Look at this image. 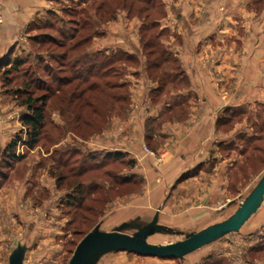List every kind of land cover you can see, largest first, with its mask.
Returning a JSON list of instances; mask_svg holds the SVG:
<instances>
[{"label": "rangeland", "instance_id": "1", "mask_svg": "<svg viewBox=\"0 0 264 264\" xmlns=\"http://www.w3.org/2000/svg\"><path fill=\"white\" fill-rule=\"evenodd\" d=\"M227 1L239 8L246 2L220 0L222 14ZM253 9L263 21L264 0H258ZM177 15L171 0H48L22 29L0 61V264H11L20 250L21 264H70L80 243L96 231L132 239L141 235L146 244L158 247L179 244L232 220L262 182L263 100L227 109L222 115L227 121L217 124L227 134L238 129L217 150L220 158L227 159L220 183L224 181L228 199L215 198L207 214H185L194 211H190L191 203L173 210L179 202L167 197L171 191L163 180L150 184L152 195L162 198L149 200L152 205L144 209L147 213L141 212L139 204L147 201L142 194L144 182L114 179L129 169V156L96 168H89L91 162L85 161L87 153L98 152L90 149L98 137H120L130 123L133 135L141 126L147 134H156L162 123L173 121L175 113H180L172 107L166 117L146 123L147 110L170 102L173 90L186 87L166 80L181 70L166 48L176 42L172 31L179 25ZM129 45H136L139 51H125ZM129 75L134 77L131 86L124 82ZM164 81L158 94L156 88ZM229 93L219 92L224 99ZM28 94L47 97L45 128L31 150L21 122L28 112L23 104ZM129 94H133L131 99ZM187 108L182 106L181 111ZM12 142L17 143L15 160L3 155ZM140 148L144 160L167 157L159 151L163 147L151 140L145 139ZM97 154L101 161L108 152ZM79 171L86 172L76 176ZM79 183L85 188L82 194H78ZM157 185H161L160 191H155ZM74 196L79 198L69 206L68 197ZM158 201L154 206L152 202ZM130 205L133 220L124 223ZM84 264H264V198L238 230L222 233L182 257L156 258L107 249L87 255Z\"/></svg>", "mask_w": 264, "mask_h": 264}, {"label": "crops", "instance_id": "2", "mask_svg": "<svg viewBox=\"0 0 264 264\" xmlns=\"http://www.w3.org/2000/svg\"><path fill=\"white\" fill-rule=\"evenodd\" d=\"M171 1L178 14L179 25L172 31V38L177 44L171 43L169 45L172 46L166 48L169 54L176 57L181 67L180 73L174 74L171 81L176 86L186 84V87L173 90L170 102L165 100L147 110L146 123L166 117L167 110L172 107L180 113L175 111L173 121L162 123V128L156 134H147L146 127L141 126L140 130H134L133 135L130 123L119 134L120 137L110 136L112 134L109 133L98 137L90 149L98 150L92 153H120L130 157L123 161L132 165L120 175L125 180L135 178L144 182L142 194L147 201L139 202L141 212L147 213L148 206L152 205L149 200L162 198L161 194L152 195L150 184L163 180L171 191L167 197L173 203L177 200L179 202L178 206L171 202L173 210L191 203L190 211H194H186L185 214H207V210L212 211L215 198L217 201L219 198L228 199L225 183L223 180L220 183L222 173L227 171V159L220 158L217 150L222 144L228 143L232 136H236L238 129L231 134L224 133L217 127L218 119L222 118L227 109L264 101V32L261 30L264 29V20L260 22L258 11L253 9L258 0H246L241 8L239 4L231 2L230 5L227 1L223 14L219 9L220 0ZM47 2L1 0L3 22L0 24V61L5 58L33 15L42 10ZM236 2L239 3L238 0ZM129 46L125 51H139L136 45ZM132 79L133 76H126L125 84L131 86ZM220 90L230 92L226 99L220 96ZM152 92L153 88H150L148 96ZM129 97L131 99L133 94H129ZM149 102H153L152 98ZM182 106L188 108L181 111ZM101 139L105 141L101 142ZM145 139L151 140L156 147H163L159 151L167 153V157L163 156L156 161L144 160L140 144ZM158 186L161 185H157L155 191H160ZM152 203L154 206L159 205V201ZM129 208L124 223L133 220L131 208L134 207L130 205ZM140 216L143 217L141 213Z\"/></svg>", "mask_w": 264, "mask_h": 264}, {"label": "water", "instance_id": "3", "mask_svg": "<svg viewBox=\"0 0 264 264\" xmlns=\"http://www.w3.org/2000/svg\"><path fill=\"white\" fill-rule=\"evenodd\" d=\"M264 198V179L243 205L238 214L229 222L211 226L207 230L194 234L179 244L166 247L148 245L144 242L143 236L132 239L125 235L104 234L98 231L89 234L78 246L70 264H84L85 257L102 250H125L141 256L156 258H177L191 253L202 246L213 241L218 235L235 231L240 228L246 219L259 207ZM95 236L103 240V245H90V239ZM21 250L12 257L11 264H21Z\"/></svg>", "mask_w": 264, "mask_h": 264}, {"label": "trees", "instance_id": "4", "mask_svg": "<svg viewBox=\"0 0 264 264\" xmlns=\"http://www.w3.org/2000/svg\"><path fill=\"white\" fill-rule=\"evenodd\" d=\"M146 44L148 46L149 44H151V42L149 41ZM164 55H166L165 51H164ZM129 58H132V56L131 57L129 56ZM92 70H93V67L89 68L88 71L92 72ZM169 79H171V77L170 78L169 77L166 78V80H169ZM165 82L166 81H164L162 83V85L158 86V89L156 90L157 92H159L160 90L163 89V87L165 85L164 84ZM114 87H116V86H114ZM17 93L18 94H23V92L21 90H18ZM122 99L126 100L127 98L125 96ZM23 104L28 108V112L21 117V122H22V125L26 128V134H27L26 146H27L28 149L31 150V149H34L35 146L38 144L39 138H40V136L42 134V131L45 128V121H46L45 109H46V105H47V97L44 96V97H41V98H33L32 96H30V94H28V96H27V98H25V101L23 102ZM225 120L227 121L226 118L225 119L220 118L218 120V122L222 123ZM16 145H17L16 142L10 143L6 147V149H5L4 153H3V155L5 157H9V160H15L16 159L15 151H14ZM77 151L81 152V150H79V149ZM98 156L99 155L97 153H87L86 154L85 161L91 162V163H89V168L100 167V165H102L103 163H107V162L110 163V162L122 161L123 157H124L120 153L105 154L102 157L100 156L101 157V161H99L98 158H97ZM91 159H92V161H91ZM131 165H132V163H129V166H131ZM89 168H87V169H89ZM85 172L86 171H84V172L79 171L78 174H75V175L76 176H81ZM114 179L117 182H124V183L125 182L127 183V182L130 181V180H125L121 175H118V176L115 175ZM93 187L95 188L96 186H93ZM77 188L80 189L78 191V194L79 193L82 194L83 191L85 190L84 186L81 183H79L77 185ZM78 198H79V196L68 197V200H67L68 205L69 206H70V204L74 205L75 204L74 200L78 199ZM69 199H72V201L69 200ZM81 199H82V197H81ZM79 208H81V205H80Z\"/></svg>", "mask_w": 264, "mask_h": 264}, {"label": "bare ground", "instance_id": "5", "mask_svg": "<svg viewBox=\"0 0 264 264\" xmlns=\"http://www.w3.org/2000/svg\"><path fill=\"white\" fill-rule=\"evenodd\" d=\"M89 244H90V245H93V246H100V245H103V240L100 239L99 237H95V236H93V237L90 239Z\"/></svg>", "mask_w": 264, "mask_h": 264}]
</instances>
